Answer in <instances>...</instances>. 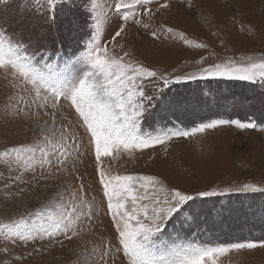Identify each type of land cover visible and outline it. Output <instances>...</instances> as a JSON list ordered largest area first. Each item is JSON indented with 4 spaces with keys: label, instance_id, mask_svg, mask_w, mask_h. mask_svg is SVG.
<instances>
[{
    "label": "snow or ice",
    "instance_id": "1",
    "mask_svg": "<svg viewBox=\"0 0 264 264\" xmlns=\"http://www.w3.org/2000/svg\"><path fill=\"white\" fill-rule=\"evenodd\" d=\"M170 8V0H32L33 19L19 32L9 35L0 26V71L18 90L9 96L5 114L30 124L35 134L30 141L0 150V165L7 171V175L0 171V183L13 198L32 193L35 200L37 190L49 193L31 210L0 219V256L37 241L61 249L72 245L75 264H223L222 258L232 252L264 249V239L201 243L194 239L196 232L184 238L200 223L198 214L189 216L186 211L202 203L199 198L231 192L264 195V183L189 190L158 174L112 166L125 155L134 159L137 152L158 146L167 153L173 139H189L220 126L258 127L250 117H217L192 120L191 127H173L156 135L143 130L154 114L189 117L187 98L166 90L174 83L221 77L264 85V55L206 63L208 56L201 54L194 71L177 74L145 63L133 48H126L122 41L135 26L154 41L208 49L207 43L157 19ZM60 9L82 19L69 18L61 24ZM110 20L119 23L104 43V25ZM85 28L90 29L89 38L81 45ZM255 32L249 29V35ZM12 188L17 189L14 194ZM89 192H98L99 199ZM14 259L23 264L25 256Z\"/></svg>",
    "mask_w": 264,
    "mask_h": 264
},
{
    "label": "rangeland",
    "instance_id": "2",
    "mask_svg": "<svg viewBox=\"0 0 264 264\" xmlns=\"http://www.w3.org/2000/svg\"><path fill=\"white\" fill-rule=\"evenodd\" d=\"M9 2L11 3L7 4ZM79 2L80 0H77V3ZM163 2L164 0H160V3ZM243 2L245 0H170L171 8L158 14L157 19L160 22L177 27L197 42L207 43L209 47L206 50L189 48L171 40L154 41L147 34L137 31L135 26L129 27L127 38L122 42L125 43L126 48H133L135 54L145 63L154 65L160 70L169 72L175 70L177 74L194 71L198 67L195 60L199 59L201 54L208 56L206 63L218 62L226 57L239 59L241 55L259 57L264 55V4L255 0L252 1L253 3ZM189 3L195 4V10L188 7ZM29 4H32V0H7L6 3L0 0V26L12 34L19 32L22 26L33 19V12L27 8ZM170 10L178 14L176 18L169 13ZM59 11L61 14L57 19L61 24L67 22L69 18L82 19L78 15L69 13L67 9ZM118 23V20L105 23V34L102 37L104 43H108ZM249 29H255V34L249 35ZM89 33L90 29L85 28L83 34H87V37H82L83 41L89 38ZM214 33H219V36ZM221 40H224V44L220 43ZM213 52L215 55H211ZM188 61L192 62L188 63ZM205 80L230 79L198 78L174 83L169 88L178 84ZM236 81L246 84L260 83L258 80ZM199 82L193 83V89L187 84L189 89L183 85L178 89L175 87L173 91L170 90L171 95L179 94L187 98L189 117L180 116L179 113L154 114L148 117L143 130L156 135L173 127H191L192 120L198 123L201 118L217 117L241 120L250 117L256 121L261 120L260 123L257 122L258 127L241 130L235 126H220L214 131L197 134L189 139H173L168 145L167 153L163 147L158 146L154 150L137 152L134 159L125 155L118 163H113L114 169L158 174L169 184L189 190H208L212 187L220 190L249 181L264 183V94L250 86L235 84L229 87L230 85L219 82L199 86ZM204 89L207 91H204L202 96ZM16 91L18 90L10 87L8 80L4 78V73L0 71V150L18 142L30 141L35 135L30 124L13 120L5 114L9 96ZM212 92H217L214 97H211ZM64 107L65 109L68 107L66 102ZM235 114L239 117H233ZM178 121L187 125L182 126ZM153 156V159L149 158ZM0 171L7 175L2 165ZM30 178V175L25 177V179ZM22 186L26 187V185ZM16 191V188L11 189L12 194ZM94 194L99 199L98 192H89V196ZM48 195L49 193L43 190H37L38 199L34 200L32 193L23 198H13V195L5 192L0 183V219L16 217L31 210L47 199ZM199 200L202 203L193 205L191 210L186 209L189 216L198 214L200 223L198 227L193 226L191 232L184 236L185 239L190 238L192 232L197 233L194 239H198L201 243H211L216 238L230 235L245 236V240L251 239L252 235L257 237L260 235L261 238H252V240L264 239V215L261 217L264 195L231 192L223 196L202 197ZM102 219L105 224L108 222L107 217ZM100 230H103V225L98 229V233ZM237 241L243 240L230 242ZM72 247V245L63 249L59 246L52 247L47 241L21 244L13 248L7 256H0V261L8 260L11 264H21L14 258L24 254L23 264H68L69 261L75 264ZM33 249L40 251L33 252ZM28 253L33 254L29 257ZM222 260L223 264H264V249L232 252Z\"/></svg>",
    "mask_w": 264,
    "mask_h": 264
},
{
    "label": "trees",
    "instance_id": "3",
    "mask_svg": "<svg viewBox=\"0 0 264 264\" xmlns=\"http://www.w3.org/2000/svg\"><path fill=\"white\" fill-rule=\"evenodd\" d=\"M11 2H9V3H7V4H10ZM27 8H30L31 9V4H29V6L27 7ZM6 33L7 34H9V35H12V33H10L9 31L7 32L6 31ZM85 33H87V32H85ZM88 34V33H87ZM87 34H83L82 35V37L84 38V37H87ZM82 38V39H83ZM83 41V40H82ZM24 43H27V41H23ZM78 50V49H77ZM65 52H67V51H65ZM198 82L199 81H196V82H194V81H192V82H188V83H184V84H181V85H175V87H176V89H178V87H181V86H183V85H186L185 87L186 88H188L189 89V87H187V84H190L191 86L190 87H192L191 89H193V83L194 84H198ZM213 82H219L220 84H224V85H230L229 87H231V86H234L235 84L236 85H238V86H242V85H244V86H250V87H255V89L257 88V89H259L260 90V92H262L263 94H264V85H262L261 83H258V84H246V83H240V82H238V81H236V80H234V81H230V80H226V81H212V80H205V81H201V82H199V86H207V85H211V84H213ZM233 84V85H232ZM175 87H170L169 89H166V90H171V91H173L174 90V88ZM204 91H207V90H203V93H202V96H203V94H204ZM227 92V91H226ZM217 92H212L211 93V97H214V95L216 94ZM205 94H207V93H205ZM210 94V93H209ZM201 99H202V97H201ZM233 117H239L238 115H233ZM179 122V121H178ZM257 122L258 123H260L261 122V120H257ZM182 126H186L187 125V123H184V122H179ZM260 216V215H259ZM263 215L261 214V217H262ZM250 238L252 239V238H261V236L259 235L258 237H257V235H252V236H250ZM215 238L213 237L212 238V240H214ZM245 240L246 239V237L245 236H240V237H235V236H228V237H221V238H219V239H215L213 242H211V243H226V242H230V241H235V240ZM249 239V238H248Z\"/></svg>",
    "mask_w": 264,
    "mask_h": 264
},
{
    "label": "bare ground",
    "instance_id": "4",
    "mask_svg": "<svg viewBox=\"0 0 264 264\" xmlns=\"http://www.w3.org/2000/svg\"><path fill=\"white\" fill-rule=\"evenodd\" d=\"M252 1H254V0H245V2H243V3H249V2H252ZM255 1H260V2H263L262 4H264V0H255ZM253 3V2H252ZM169 13H172V15H173V17L174 18H176L177 17V13H175V11H173V10H170L169 11ZM229 94V93H228ZM235 107V106H234ZM205 220V219H204Z\"/></svg>",
    "mask_w": 264,
    "mask_h": 264
}]
</instances>
